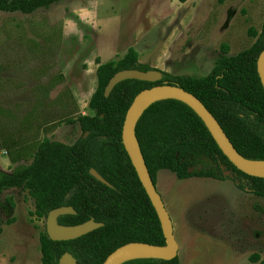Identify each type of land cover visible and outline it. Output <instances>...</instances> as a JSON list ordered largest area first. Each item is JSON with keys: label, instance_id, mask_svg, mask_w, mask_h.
Segmentation results:
<instances>
[{"label": "rangeland", "instance_id": "374dc122", "mask_svg": "<svg viewBox=\"0 0 264 264\" xmlns=\"http://www.w3.org/2000/svg\"><path fill=\"white\" fill-rule=\"evenodd\" d=\"M263 26L264 0H67L31 15L0 12V145L32 143V153L45 139L73 145L81 130L71 121L81 108L92 114L87 100L95 89L91 71L80 79L82 67L118 61L133 48L153 69L205 77L226 52L249 49L257 40L250 31L260 34ZM64 56L75 57L71 93L58 64ZM0 152V168L12 172L18 164L1 146ZM226 176L179 180L169 170L158 173L181 264H264V198ZM2 203L0 264H42L46 219L34 215V199L14 189Z\"/></svg>", "mask_w": 264, "mask_h": 264}, {"label": "trees", "instance_id": "16d2710c", "mask_svg": "<svg viewBox=\"0 0 264 264\" xmlns=\"http://www.w3.org/2000/svg\"><path fill=\"white\" fill-rule=\"evenodd\" d=\"M67 0H0V12L31 15ZM185 3L188 0H179ZM256 42L235 56L227 52L205 77L173 76L163 72L159 83L125 81L109 98L104 96L109 81L123 70H153L141 64L131 48L118 61L99 64L98 86L89 103L90 115H80V137L73 145L45 139L36 152L32 143H1L12 163V172L0 168V235L3 233L2 196L10 190H26L34 199V215L47 219L61 207H73L75 216L59 218V224L76 226L94 220L104 227L77 240L52 241L41 236L42 264H59L71 254L77 264H103L117 249L132 243L164 247L166 240L157 213L144 190L122 141L126 114L142 91L167 83L198 98L215 117L227 137L246 160L264 162V89L257 62L264 51V26ZM228 49L225 48V51ZM136 137L153 183L162 170L179 180L191 178L226 180V173L241 190L264 198V179L239 171L223 154L204 121L186 103L160 100L139 119ZM19 150L18 158L12 155ZM21 152V153H20ZM97 171L110 186L91 175ZM12 203V199H8ZM13 219L8 223L12 224ZM122 264H181L179 258H137Z\"/></svg>", "mask_w": 264, "mask_h": 264}, {"label": "water", "instance_id": "95a60500", "mask_svg": "<svg viewBox=\"0 0 264 264\" xmlns=\"http://www.w3.org/2000/svg\"><path fill=\"white\" fill-rule=\"evenodd\" d=\"M257 71L264 89V51L258 59ZM162 79L163 72L158 69H153L147 72L140 70H123L115 74L109 81L107 87L105 88L104 96L109 98L113 90L125 81H139L155 84L161 82ZM156 95H170L171 98L168 99L180 100L189 105L204 121L223 154L239 171L251 177L264 179V171L256 170L247 164L249 160L244 159L237 152L215 117L193 94L177 86L168 85L167 83L142 91L134 99L126 114L122 130V141L140 182L157 213L166 240V245L164 247H159L144 243L128 244L117 249L103 264H117L124 255L135 251H148L154 254V256L148 258H159L163 260H173L178 258L179 245L175 238L173 221L157 191L156 185L153 183L135 133L139 119L143 115L144 111L152 104L142 110L143 105L149 98ZM90 173L99 182L110 186L97 171L91 170ZM228 174L229 173H226V175ZM76 214L77 213L73 207H61L51 211L46 219V233L48 237L55 242L73 241L104 227L103 223H98L94 220H90L76 226H64L59 224L58 220L60 217L75 216ZM124 262H120L118 264H122ZM59 264H77V260L71 254L66 253L60 259Z\"/></svg>", "mask_w": 264, "mask_h": 264}, {"label": "crops", "instance_id": "0c3cea01", "mask_svg": "<svg viewBox=\"0 0 264 264\" xmlns=\"http://www.w3.org/2000/svg\"><path fill=\"white\" fill-rule=\"evenodd\" d=\"M76 53V52H75ZM61 56V55H60ZM62 57V56H61ZM64 61L61 60V58H59V61H58V64H59V69L62 71V76L64 78V81H65V84L67 85L70 93H71V71L73 72V68H72V61L75 59V57L71 56V59H67L65 56L63 57ZM72 60V61H71ZM108 62V61H107ZM105 63V62H104ZM79 68H77L78 70ZM97 68H95V66L91 63L89 64V66H87V69H84L83 67L79 70L80 72V79H82L85 75H87L89 73V71H91L92 73V76L94 77V81H95V89L92 91V93L90 94V97L89 99L87 100V110H89V103H90V100L92 98V95L94 94V92L96 91L97 89V86H98V82H97ZM82 81V80H81ZM81 81L77 80L78 83H80ZM73 93H74V90H73ZM75 95V93H74ZM79 95V94H78ZM75 100L78 104L79 107H81L79 105V100L78 98H76V95H75ZM79 111H80V108H79ZM81 111H82V115H87L85 114V110L81 108ZM81 115V114H80ZM1 154V152H0ZM1 163L4 162L6 160L3 159H0Z\"/></svg>", "mask_w": 264, "mask_h": 264}, {"label": "bare ground", "instance_id": "6f19581e", "mask_svg": "<svg viewBox=\"0 0 264 264\" xmlns=\"http://www.w3.org/2000/svg\"><path fill=\"white\" fill-rule=\"evenodd\" d=\"M171 98L170 95H156L154 97H151L147 100V102H145V104L142 107V110L146 109L148 106H150L151 104H153V102H157L159 100H165ZM247 164L256 169V170H260V171H264V162H252V161H248ZM154 256L153 253L148 252V251H135V252H131L128 253L126 255H124L119 261L120 262H124V261H128L131 259H137V258H148V257H152ZM117 263V264H118Z\"/></svg>", "mask_w": 264, "mask_h": 264}, {"label": "flooded vegetation", "instance_id": "af4514ba", "mask_svg": "<svg viewBox=\"0 0 264 264\" xmlns=\"http://www.w3.org/2000/svg\"><path fill=\"white\" fill-rule=\"evenodd\" d=\"M58 222H59V220H58Z\"/></svg>", "mask_w": 264, "mask_h": 264}]
</instances>
